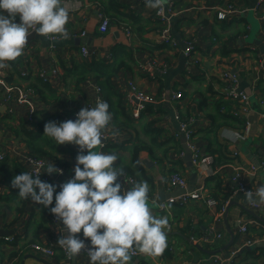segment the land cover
Here are the masks:
<instances>
[{
    "label": "crops",
    "instance_id": "crops-1",
    "mask_svg": "<svg viewBox=\"0 0 264 264\" xmlns=\"http://www.w3.org/2000/svg\"><path fill=\"white\" fill-rule=\"evenodd\" d=\"M231 1L247 12L236 19L221 21L217 8L224 4L223 0H165V3L175 2L172 32L178 46L173 49L158 47L159 23L155 9L147 7L146 0H118L123 9L118 13V21L111 17L112 26L105 34L99 31L102 7L97 1L63 0L70 16L66 25L69 38L62 40L65 45L53 49L48 38L36 35L16 60L18 63L10 67L8 81L12 85L22 82L18 69L24 67L37 72L58 65L63 77L68 76L57 87L50 84L57 92L55 99H48L49 94H46L47 103L40 97L35 99L40 111L34 125L25 123L26 106L18 107L16 115H7L6 110L0 117V149L10 145L12 137L21 149H28L25 139L28 140L26 133H29L34 138L32 143L37 142V147L44 150L46 161L64 168L65 175L51 174L56 190L60 189L58 183L75 174L80 150L76 145H58L44 136L45 124L50 121L60 124L63 111L87 107L92 101V92L85 85L86 78L97 81L102 87L112 117L108 131L117 137L106 148L100 145L95 151L116 154L119 159L115 167L135 178L133 185L128 184L122 190H131L138 182L146 181L150 186V210L153 215L167 217L169 221L165 229L167 248L164 254L156 258L131 256L128 264H215L217 258L231 259L235 264H264V242L245 246L248 237L264 234V216L247 202L245 192L240 191L239 182L235 180L241 175V182L247 187L264 186L261 168L264 162V6L256 12L257 0ZM16 22H20L19 17ZM123 25L133 29L134 38L126 37ZM189 38L198 42L195 53L198 63L195 65L188 63L184 55L185 41ZM74 39H80L82 44L76 45ZM83 45L92 52L91 59L82 57ZM122 45L131 51L134 60L128 63L131 64L128 68L119 70L118 75L107 82L92 74L97 72L91 71L94 64H113V52ZM61 63L71 71L65 72ZM166 64L171 66L162 73ZM112 69L113 66L104 72ZM227 70L240 76V88L249 91L251 98V109L246 116L251 130L245 140L238 143L222 137L223 129L241 131L245 121L234 115L235 100L226 95L228 84L223 73ZM129 81L136 82L142 90L156 97V102L149 105L138 120L131 115L136 102L127 95ZM169 93L171 101L166 99ZM176 93H182L183 98L176 100ZM177 114L194 131L192 143L205 155H211L213 162L195 168L199 174L195 190L201 189L204 198L173 204L165 211L157 201L161 191L165 194L176 191L170 187L171 175L180 173L189 180L191 174L184 161L181 122ZM218 143L222 146L220 149ZM55 151L59 155H55ZM18 164L21 170L15 167ZM5 165L11 181L26 172L20 158H12ZM208 199H215L218 205L209 207ZM52 216L50 208L32 200L26 202L18 194L13 197L5 184L4 173L0 172V225L2 230L13 233L0 236V250L7 262L14 251H21L22 255L11 260L12 264H91L86 255L73 258L62 252L57 242L62 234L65 235L63 224L54 226ZM241 225L248 226V235L240 233ZM219 234L223 236L221 239H218ZM77 235L84 240L82 231ZM206 235H210V243L203 241ZM84 242L91 245L90 240ZM32 243L52 244L55 255H39L29 249Z\"/></svg>",
    "mask_w": 264,
    "mask_h": 264
},
{
    "label": "clouds",
    "instance_id": "clouds-1",
    "mask_svg": "<svg viewBox=\"0 0 264 264\" xmlns=\"http://www.w3.org/2000/svg\"><path fill=\"white\" fill-rule=\"evenodd\" d=\"M164 3L165 0H146L152 9H161ZM69 19V9L62 0H0V69L10 68L9 62L24 54L33 32L48 39H68ZM111 119L108 103L98 99L95 107L82 108L75 121L46 123L44 136L58 145L79 147L74 177L60 185L58 193L56 186L30 172L15 176L11 186L19 190L21 199L50 208L67 232L57 244L73 258L86 251L91 264H128L132 250L161 257L167 248L165 229L169 221L150 210L149 184L141 181L131 190H122L118 181L124 171L115 167L118 156L95 151ZM46 172L63 174L54 163ZM245 197L250 205H264V186L255 193L246 192ZM81 231L84 240H90V248L78 238Z\"/></svg>",
    "mask_w": 264,
    "mask_h": 264
},
{
    "label": "built area",
    "instance_id": "built-area-1",
    "mask_svg": "<svg viewBox=\"0 0 264 264\" xmlns=\"http://www.w3.org/2000/svg\"><path fill=\"white\" fill-rule=\"evenodd\" d=\"M63 1V0H62ZM224 1V4L217 8L218 14L217 17L221 21H227L236 19L238 17H241L245 12V10H241L235 6V3L231 0ZM264 6V0H257L256 7L254 11H259L261 7ZM155 17L159 23V29H158V47H168V48H176L178 46V42L173 36L172 32V18L175 13V2H169L164 3L161 9H155ZM110 17L105 14L104 12L99 13V31L102 34L108 33L110 30L112 23H111ZM263 22H264V16H263ZM122 30L124 31L126 37L128 39H132L135 36V33L131 27L128 25H123ZM82 36L85 37L86 33L83 32ZM76 37V36H74ZM50 42L54 41H61L62 39L53 38L48 39ZM198 42L196 39H187L185 41V47H184V55L191 65L197 64V59L195 57V53L197 52L198 48ZM53 49L55 47L52 46ZM81 55L84 59H91V56L93 55L92 52L83 45L81 47ZM171 64L169 65H163L162 73H165ZM11 68L6 69H0V107L6 106L7 115L13 116L17 113V108L21 106H26L28 108V113L25 119V123L28 126H32L36 123L37 119V113L40 111V105L38 102L35 101V99L39 98L38 94L35 92V90L30 87L31 86V80L38 78L43 83H48L54 85V87L58 86V83L63 82V75L60 67L58 65L48 66L44 67L40 71L32 72L29 69L27 70L26 67L22 69H18L20 71V78L22 79V82L18 85H12L8 81L9 77V71ZM223 79L228 84L226 95H228L230 98L235 100V107H234V115L237 117L245 118L244 126L241 129V131L238 130H231V129H223L222 131V137L225 141H229L231 143H238L239 141L245 140L247 137L249 131L251 130V122L246 118V116L249 114L251 109V98L250 96L240 88V76L237 73H233L230 70H227L223 73ZM85 85L90 91L92 92V101L88 103L87 107L93 108L96 106L97 100H101L104 102L108 101L106 100L102 87L97 83V81L92 80L91 78H88L85 81ZM127 95L129 98L133 99L136 104L134 105L132 109V118L134 120L140 119L142 114L147 111L148 106L151 104H154L156 102V97L145 92L140 88V86L134 82L129 81L127 86ZM174 98L176 100H181L183 98L182 93H176L174 94ZM81 110V108H70L68 110H65L62 112V122H65L67 120H73L75 121L77 119V114ZM176 118L181 122L180 129L183 133H185L187 142L192 149L193 152V163L194 167L198 168L201 165L209 164L213 162V157L211 155H205L203 151L195 144L192 143L193 137H194V131L190 129L187 125V121L185 122L181 120V117L179 114L176 115ZM264 118V115H263ZM111 128V123L106 126L104 130H102V139L105 140V143L101 144L102 148H106L107 144L111 141L116 139L117 135L114 133L109 132L108 130ZM184 156V152L182 153ZM237 155V154H236ZM12 158H20L22 164L24 165V168L26 172H30L34 177L40 176V179L43 182H47L50 184H56L54 178L49 175L46 172V169L49 162L46 161L43 157H38L34 155H30L28 149H22L20 148L19 143L16 142V140L12 137L10 145L6 147H1L0 149V163H6L8 160ZM58 169L62 171V175H65V170L62 166H56ZM261 168L264 171V162L261 165ZM74 175H71L68 177V179L64 182H60L57 185L60 187V185L66 183L69 179L73 178ZM242 176L237 175L235 180L239 182V188L240 191L248 192L252 191L255 193V191L258 188H252L247 187L244 185V183L241 182ZM119 183H121L122 187L124 188L126 185L130 184L133 185L136 180L134 177L127 176L124 174L123 177L119 178ZM170 187L171 189H178V188H187L188 187V178L180 173L172 174L170 177ZM61 189V188H60ZM203 194L201 189H196L190 194H186L183 196H180L178 198H171L166 203H164L161 208L165 211L169 209L170 205L173 204H185L189 201H195V200H201L203 199ZM207 205L209 207H214L218 205V202L215 199H208L206 201ZM253 209L259 210V212L264 216V205H252ZM225 208L222 210L224 211ZM52 223L56 227H60L61 222L57 220V218L53 215L52 216ZM0 230H2V226L0 225ZM240 233L242 235H248L249 234V228L247 225H241L240 227ZM209 234H212L209 233ZM222 235H218V239L222 238ZM9 240H11V237H8ZM203 241L206 243L211 242L210 235H206L203 237ZM264 242V234L262 235H254L252 237H248L245 240V246L251 247L256 244H260ZM89 248L91 247L90 244H86ZM61 248V247H60ZM30 249L34 250L36 253H38L41 256L46 257H53L55 255V251L53 249V245H41V244H34L30 246ZM62 252L67 256L70 257L66 251L61 248ZM80 255H87L86 251H82ZM130 255L133 257H137L143 254H140L136 250H132L130 252ZM0 264H12L11 261L7 262L3 258V254L0 250ZM215 264H235L231 259L224 260L221 258H217L215 260Z\"/></svg>",
    "mask_w": 264,
    "mask_h": 264
},
{
    "label": "trees",
    "instance_id": "trees-1",
    "mask_svg": "<svg viewBox=\"0 0 264 264\" xmlns=\"http://www.w3.org/2000/svg\"><path fill=\"white\" fill-rule=\"evenodd\" d=\"M92 1V0H90ZM97 1L101 7H102V12H104L105 14L109 15L110 16V19L112 20L111 17L114 18V20L118 21L119 19V14L118 13H121V9H123V5L120 4L118 2V0H95ZM131 19H134L135 16H130ZM163 48H166V47H163ZM113 61L114 63H109V64H106V63H100V64H94L92 65L91 68H93V70L91 71H97V72H101L103 73L104 70L108 69V68H111L113 66V69L112 71L113 72H119V70L121 69H125V68H128L129 65H131L133 63V58H132V53L130 50H127L123 45L122 46H119L118 48H116L113 52ZM11 64V66H15L18 62H9ZM128 63H131V64H128ZM62 65V68L65 72H69L71 71L70 68H67L66 65L64 63H61ZM66 77H68L67 75H65L63 78L66 79ZM88 78L85 79V81L87 80ZM35 92L38 94V97H40L43 102L47 103V95L46 94H49L51 95L52 97H56L57 95V92L56 91H53L52 87L50 84L48 83H43L40 79H34L33 81H31V86ZM107 100V99H106ZM26 137L28 138L25 139L26 140V143H27V148H28V151H29V154L30 155H34V153H38L40 155H43L44 154V150L39 146L37 147V142L35 143H32V141H34V138L32 136V134L30 135L29 133H26ZM107 147V146H106ZM222 146L220 143H218V149H220ZM210 150V148H209ZM211 151V150H210ZM216 150L212 151L213 153H215ZM135 153L137 154L136 150H135ZM34 156H37V155H34ZM41 157V156H40ZM7 165H5V163H1L0 164V172L4 173V178H5V184H7V186L11 189V195L13 197L16 198L17 194L19 193V190L18 189H15V188H12L11 186V180H10V177L8 176L7 174ZM17 167V170H21V165H17L15 166ZM60 191V189H57L56 192L58 193ZM226 197H228V195H226ZM26 202L31 200V199H25ZM226 200V199H224ZM53 203L55 204V199L53 200ZM20 212V211H19ZM34 244H37V243H32L30 245H34ZM30 249V248H29ZM22 255L21 254V251H14L10 257H9V261L13 260L14 258H18V256Z\"/></svg>",
    "mask_w": 264,
    "mask_h": 264
},
{
    "label": "water",
    "instance_id": "water-1",
    "mask_svg": "<svg viewBox=\"0 0 264 264\" xmlns=\"http://www.w3.org/2000/svg\"><path fill=\"white\" fill-rule=\"evenodd\" d=\"M36 33L34 34H30L29 37H28V44L26 45L25 49L36 39ZM74 43H76V45L80 46L82 44L81 40L80 39H74L73 40ZM65 41H54V42H51L52 46L53 47H63L65 45ZM18 59V58H17ZM15 62V61H13ZM246 93L248 95H250V92L246 90ZM168 101H171L172 99V94L169 93L167 95V98H166ZM137 102V101H136ZM6 111V107H1L0 108V117L2 115L3 112ZM181 142H182V147H183V150L185 152V156H184V161L187 165V168L190 169L191 171V174H190V177H189V180H188V187L183 189V188H178L176 189V191H174L173 193L171 194H165L164 192H160V197L157 201V204L159 206H162V204L165 202V201H168L170 200L171 198H178L180 196H183V195H186V194H190L192 193L195 188H196V184L198 182V178H199V174L195 171V167H194V163H193V152H192V149L190 148L188 142H187V138H186V135L185 133H181ZM105 143V140L102 139V144ZM258 168L260 167V165L257 166ZM168 199V200H166ZM228 213H229V210H227L226 212V216H228ZM65 229V226L63 225V230ZM65 232V235H67V232L64 230ZM233 237V234L230 233ZM13 233H10L9 231H6V230H0V236H12Z\"/></svg>",
    "mask_w": 264,
    "mask_h": 264
},
{
    "label": "rangeland",
    "instance_id": "rangeland-1",
    "mask_svg": "<svg viewBox=\"0 0 264 264\" xmlns=\"http://www.w3.org/2000/svg\"><path fill=\"white\" fill-rule=\"evenodd\" d=\"M92 74H94V75H96V76H99V77H101V78H103V80L105 81V82H107L109 79H111V78H113L114 76H116V75H118V74H116V72H113L112 70H109V71H106V72H104V73H97V72H93ZM56 97H52V96H48V99H50V100H52V99H55ZM55 153V155H59V153L58 152H54ZM33 154L34 155H37L38 157H43L44 158V155H40V154H38V153H34L33 152Z\"/></svg>",
    "mask_w": 264,
    "mask_h": 264
}]
</instances>
